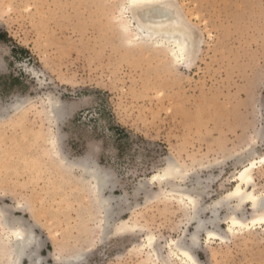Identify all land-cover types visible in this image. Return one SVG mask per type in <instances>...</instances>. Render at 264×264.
Returning <instances> with one entry per match:
<instances>
[{
    "label": "rangeland",
    "instance_id": "obj_1",
    "mask_svg": "<svg viewBox=\"0 0 264 264\" xmlns=\"http://www.w3.org/2000/svg\"><path fill=\"white\" fill-rule=\"evenodd\" d=\"M126 1L0 0V264L14 257L2 211L32 228L22 264H194L175 244L199 220L198 264H264V224L230 233L226 200L264 156V0H167L193 31L189 62L133 37ZM87 161L111 173L101 196ZM171 165L181 174L151 180Z\"/></svg>",
    "mask_w": 264,
    "mask_h": 264
},
{
    "label": "bare ground",
    "instance_id": "obj_2",
    "mask_svg": "<svg viewBox=\"0 0 264 264\" xmlns=\"http://www.w3.org/2000/svg\"><path fill=\"white\" fill-rule=\"evenodd\" d=\"M129 2L131 14L133 16L130 20L134 21L135 35L143 41H155L157 44H163L170 47L173 57L180 62H189L192 60L196 53V42L193 38L192 30L190 27H185L181 22V14L176 5L167 0H127ZM126 1V2H127ZM126 20V18H125ZM127 23V22H126ZM132 24V22H130ZM131 24H126L123 29L130 31ZM124 25V23H123ZM133 27V28H134ZM125 31V32H127ZM130 33V32H129ZM132 34V33H130ZM156 44V45H157ZM198 44V43H197ZM159 45V44H158ZM168 48V47H166ZM175 62V61H174ZM59 105V104H58ZM53 104L51 106L52 113L55 118L61 119L64 114V107ZM50 111V110H49ZM1 115V114H0ZM53 115V116H54ZM48 116V115H47ZM5 117V116H4ZM49 117H51L49 115ZM52 118V117H51ZM2 119V117H1ZM53 120V119H52ZM57 143V142H56ZM55 146V145H53ZM55 151V150H54ZM56 153V152H55ZM59 153V152H57ZM56 153V156H58ZM60 155V153H59ZM60 158V157H59ZM63 158V157H62ZM59 160V159H58ZM264 163V156L259 161H252L249 166L245 167L238 175V183L235 188L227 195L226 200L233 198L237 199L236 210L229 218L228 230L234 233L237 230H244L250 228L251 225L264 224V210L262 209L263 199L254 190L249 189L255 180L253 176L257 164ZM81 164V163H80ZM73 165V164H72ZM73 168V167H72ZM75 168V166H74ZM82 168L86 173L88 179L93 181L94 190L101 196L104 191L112 185L111 173H106L97 167L92 166L90 162H82ZM182 170L175 165H171L164 173L155 174L151 180L158 181L159 179L169 180L181 174ZM82 176V175H81ZM85 176V175H84ZM83 178V177H82ZM81 179V178H80ZM93 185V184H92ZM190 194V193H189ZM97 195V194H96ZM182 195V194H181ZM98 196V195H97ZM188 199L189 205L195 209L194 219H198L197 201L195 197L184 195ZM99 198V197H98ZM184 200V199H183ZM225 200V202H227ZM111 199L102 198V205L107 212V224L111 215L115 213V209L110 205ZM249 202L255 211L254 217L245 220L239 216V211L242 209L244 203ZM101 203V202H99ZM188 204V203H187ZM3 213L2 224L6 229V240L12 243L13 259L10 261L12 264H22L26 257H32L31 247L34 244V235L32 228L18 227L11 221L8 216ZM217 215L212 220V223H217ZM21 223L20 220H18ZM206 223L203 220L197 222L196 232L191 235L192 243H176L178 251L184 259L189 263L198 264L192 254V248L198 244V232H200ZM219 234L216 231L209 232V238H216ZM153 237L149 236L148 241L153 245ZM171 246V245H170ZM30 264H39L38 261H32Z\"/></svg>",
    "mask_w": 264,
    "mask_h": 264
},
{
    "label": "snow or ice",
    "instance_id": "obj_3",
    "mask_svg": "<svg viewBox=\"0 0 264 264\" xmlns=\"http://www.w3.org/2000/svg\"><path fill=\"white\" fill-rule=\"evenodd\" d=\"M262 223H264V222H262Z\"/></svg>",
    "mask_w": 264,
    "mask_h": 264
}]
</instances>
